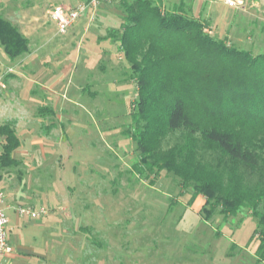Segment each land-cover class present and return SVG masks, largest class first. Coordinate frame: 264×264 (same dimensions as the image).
<instances>
[{"label": "rangeland", "instance_id": "obj_1", "mask_svg": "<svg viewBox=\"0 0 264 264\" xmlns=\"http://www.w3.org/2000/svg\"><path fill=\"white\" fill-rule=\"evenodd\" d=\"M80 1L0 0V16L29 41L31 54L15 60L0 47V73L10 72V64L19 68L15 79L0 74V96L7 99V109L16 103L30 109L27 118H17L20 155L33 168L26 174L29 170L19 162L15 169H0V187L11 195L22 189V207L49 194L43 205L48 216L34 226L25 220L26 230L34 233L25 245L41 253L27 264H264L255 257L256 221L246 211L224 220L215 209L206 219L202 209L210 207L205 198L199 195L189 206L191 188L181 187L172 175L162 171L148 178L133 170L138 155L126 131L134 129L129 112L136 87L127 80L128 67L117 44L106 34L120 29V0L101 5L109 7L103 13L100 7L89 13L94 19L104 16L96 21L97 30L86 26L89 30L83 31L82 14L76 26L59 34L51 10L87 0ZM154 1L162 13L182 8L229 49L264 54V0H243L226 11L223 0ZM238 8L244 13L237 14ZM33 73L37 86L22 79ZM53 73L57 79L63 76L50 90L67 102H52L47 106L51 111L37 112L32 100L43 104L46 95L56 100L42 86L47 88ZM53 110L62 111L60 118ZM23 133L28 134L25 139ZM38 143L47 147L45 154L37 150ZM30 148L35 157L28 156ZM56 201L60 210L49 208Z\"/></svg>", "mask_w": 264, "mask_h": 264}, {"label": "trees", "instance_id": "obj_2", "mask_svg": "<svg viewBox=\"0 0 264 264\" xmlns=\"http://www.w3.org/2000/svg\"><path fill=\"white\" fill-rule=\"evenodd\" d=\"M117 44L136 87L126 131L135 144L138 176L164 171L191 188L224 220L246 211L256 221L255 257L264 262V54L227 48L182 8L162 13L154 0H120ZM28 39L0 16V47L15 60ZM134 133H131V132ZM131 133V134H130ZM21 141L0 123V168L14 169ZM1 179V176H0Z\"/></svg>", "mask_w": 264, "mask_h": 264}, {"label": "crops", "instance_id": "obj_3", "mask_svg": "<svg viewBox=\"0 0 264 264\" xmlns=\"http://www.w3.org/2000/svg\"><path fill=\"white\" fill-rule=\"evenodd\" d=\"M83 0H81L80 2H82ZM237 1H241L242 3H243V0H237ZM223 9H224V11H226L227 10V5H225V3H223ZM100 7V6H99ZM98 7V8H99ZM242 7H244V6H242ZM65 8H72V7H65ZM74 8V7H73ZM228 8H234V7H228ZM100 10H99V13H103V12H105V11H107V10H109V7H100L99 8ZM239 9V8H238ZM241 10V11H240ZM237 11V10H236ZM89 13H91V11H87V12H85L84 13V17H83V22H84V24H85V26L83 27L84 29H83V31L86 33L87 32V30H89V28H91L92 26H94V28H96V30L98 29V23H96V21H98L99 20V17H102V18H104V16L103 15H101V16H96V18L94 19V18H90L91 16H90V14ZM237 14L239 13H244V11H243V9H239L237 12H236ZM99 15V14H98ZM81 17V16H80ZM78 18V20L74 23V25L73 26H76L79 22V19H81V18ZM122 18V17H121ZM9 21V20H8ZM96 24H97V26H96ZM72 26V27H73ZM86 26H88L89 28L87 29V28H85ZM96 26V27H95ZM72 27H70V28H72ZM18 28V27H17ZM69 28V29H70ZM19 29V28H18ZM112 29H107L106 30V34L108 35V33L111 31ZM20 31V30H19ZM22 34V33H21ZM24 34V33H23ZM22 34V35H23ZM66 34V33H65ZM93 34V33H92ZM62 35H64V34H62ZM95 37V36H94ZM96 40H98V37L96 38ZM28 48H29V44H28ZM3 50V49H2ZM28 54L30 55L31 54V52H30V50H29V52H28ZM18 63H20V62H18ZM16 64H10V65H7V69L10 71V72H6L5 70H2V72L0 73L1 74V77H2V74L4 73L5 74V76H7L6 78H10V79H15V78H17V77H15V75L14 74H16V72H19V68L18 67H16L15 66ZM25 65L23 64V68H25L24 67ZM1 68V67H0ZM53 72V71H52ZM44 73H45V71H44ZM45 75V74H44ZM47 75V74H46ZM54 76V73L52 74V76L51 77H49L48 78V86H47V88H45V86L44 85H42L43 86V89H44V92H50V93H52V91L50 90L52 87H55V86H59V82H61L59 79L63 76L62 74H60V77H59V79H57L56 77H53ZM5 78V79H6ZM29 78L30 79H26L23 75H22V79H24V81H29V82H31V83H34V85H36L37 86V84L34 82L35 81V73H33V74H31V75H29ZM47 80V79H46ZM42 84L44 83V81H42L41 82ZM46 83V82H45ZM47 92V93H48ZM52 94H54V92L52 93ZM50 95V97L52 96L51 94H49ZM55 95V94H54ZM56 96V100L55 99H53V97L52 98H49V97H47V95L45 96L46 98H45V102L42 104V102H40L41 104H39V103H37V102H35L34 100H32V98H30V100H32V102L31 103H35V108L34 109H37V112H39L40 110H42V109H46V110H48V111H51V108L52 107H47V106H51V105H49V104H53L52 102H55L56 103V105H63V103L64 102H67L66 101V99L65 98H63V96L62 95H55ZM19 98H17V99H15V100H18ZM35 99H38V98H35ZM5 100H6V102H5ZM39 100V99H38ZM55 100V101H54ZM7 99L4 97V98H2L1 96H0V123H5V122H10V123H12V124H14V128H15V131H16V134H17V136H18V127H19V124H18V118H20V119H24V118H27V115H28V112L30 111V109H29V107H28V105L27 106H24V105H19L18 103H16V106H14V107H12L11 109H7ZM54 103V104H55ZM39 104V105H38ZM41 105V106H40ZM15 109H17L18 111H15ZM36 111V110H35ZM53 113H54V115H56L58 118H60V116H61V113H62V111L61 110H53ZM13 116H15L16 117V119H14L13 118ZM38 116L39 115H35L34 114V116H33V118L34 119H36V118H38ZM18 117V118H17ZM32 118V119H33ZM40 128V127H39ZM26 131H28V129L26 130ZM26 136H28V134L27 133H23V137H24V139L26 138ZM18 137H20V136H18ZM20 139V138H19ZM20 141H21V139H20ZM21 145H22V141H21ZM20 145V147H21V149L19 148L18 150H16V151H18L17 152V154L16 155H14V153L12 154V158L14 159V160H16L17 162H18V165H17V167L19 166V162H21L20 163V165L21 164H23V162H24V168H26V169H28L29 171H26V174L27 173H30L32 170H33V168H32V166L30 165V163H29V160H28V162H26V159L25 158H23V149H22V146ZM32 147L34 146L33 144L31 145ZM36 146H38L37 147V150L39 151V153H41V152H43L44 154H45V149L47 148V147H45V146H43V145H39V143H38V145H36ZM32 149L30 148L29 149V153L30 154H28V156H30L31 154H32V151H31ZM15 151V152H16ZM20 154H23V155H20ZM19 157V158H18ZM32 157H35L33 154H32ZM33 162V161H32ZM23 166V165H22ZM16 167V168H17ZM1 169V168H0ZM15 169V168H14ZM3 170V169H2ZM21 174H23V173H21ZM1 176V175H0ZM19 179L21 180H24L23 182V185L25 184V179H23L22 178V176H20L19 178H18V181H19ZM2 180V177H1V179H0V181ZM2 183V182H1ZM1 185V184H0ZM1 188H2V186H1ZM2 189H4V186H3V188ZM4 191V190H3ZM22 189L17 193V195H11L10 193H6V192H4L5 193V195H6V202H5V213H6V215H7V218H8V227H7V240H8V244H9V246H10V252L8 253V254H6L5 256H4V258H3V261L5 262V264H27L28 263V260H30V257H32V256H35V257H38L41 253H38V252H36L35 251V249H33V248H31L30 246H27V245H25V243L27 242L28 243V241L31 239V237H32V235H34V233H33V229H27L26 230V226H27V224H26V221L25 220H27L28 222H29V224H32L33 226L34 225H36L37 223H35L36 222V220H29V219H27L26 217H23V216H18L17 214H16V212H15V208L17 207V206H19V204L18 203H20V200L22 199V197H21V194H22ZM45 194H44V197H43V199H39V200H37L39 197V195H37V196H35V199H31L30 201L32 202L29 206L31 207V208H33V209H38L39 207H44L43 205H45L44 203V201L46 200H48L47 198L49 197V194L47 195L46 194V192H44ZM30 199V198H29ZM58 202H61V200L60 201H58ZM57 204V205H56ZM56 204L55 205H53L52 207L50 206L49 208H56V207H58L59 206V203H57V201H56ZM39 205V207L38 208H36L37 206ZM48 206H49V204H48ZM59 208V207H58ZM58 208H56V209H58ZM58 210H60V208L58 209ZM48 215H46L45 217H47ZM45 217H43V218H45ZM42 219V218H41ZM38 221V220H37ZM25 234V235H24ZM25 238V239H24ZM33 239V238H32ZM24 240H25V242H24ZM29 245V244H28ZM62 252V251H61ZM63 254H65V253H63ZM62 254V255H63ZM50 256H52V255H50Z\"/></svg>", "mask_w": 264, "mask_h": 264}, {"label": "built area", "instance_id": "obj_4", "mask_svg": "<svg viewBox=\"0 0 264 264\" xmlns=\"http://www.w3.org/2000/svg\"><path fill=\"white\" fill-rule=\"evenodd\" d=\"M111 1L114 0H87L74 8L53 7L50 12V17L55 23L57 32L59 34H65L82 14L87 11L94 12L99 6L110 3ZM223 2L228 7H235L237 4H242L241 1L237 0H223ZM5 202L6 195L0 187V264H5L3 258L11 250L7 240L8 218L5 213ZM15 212L19 217L23 216L29 220H39L47 215L48 210L44 207L33 209L31 207L17 206Z\"/></svg>", "mask_w": 264, "mask_h": 264}]
</instances>
